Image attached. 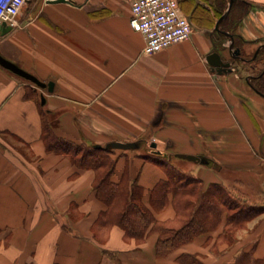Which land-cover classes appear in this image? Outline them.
<instances>
[{"label":"crops","instance_id":"0c3cea01","mask_svg":"<svg viewBox=\"0 0 264 264\" xmlns=\"http://www.w3.org/2000/svg\"><path fill=\"white\" fill-rule=\"evenodd\" d=\"M180 1L193 25L190 38L153 54L143 52L144 37L131 26L133 0H29L20 24L0 32L2 56L54 82L50 91L0 65V264H176L182 253L228 264L248 251L264 262V212L233 244L220 239L224 221L158 256V233L138 240L106 225L94 170L78 169L45 143L47 122L73 142L107 147L145 139L165 154L204 159L183 165L204 189L238 186L251 202L264 204V95L250 84L254 69L234 62L226 34L215 50L214 0ZM237 1L233 14L242 17L227 32L245 60L257 52L256 74L264 58V0ZM198 7L206 13L196 14ZM214 51L234 62L231 72L209 63ZM107 148L117 158L113 179H138L150 206L164 168L137 148ZM155 216L173 219V205Z\"/></svg>","mask_w":264,"mask_h":264},{"label":"trees","instance_id":"16d2710c","mask_svg":"<svg viewBox=\"0 0 264 264\" xmlns=\"http://www.w3.org/2000/svg\"><path fill=\"white\" fill-rule=\"evenodd\" d=\"M178 1L181 4V1ZM214 2L209 3L210 8L221 17L228 9L229 0H214ZM238 4H242V1L233 4L227 18L220 23V29L213 32L215 50L223 47L226 40L224 31L235 28L237 20L242 17L236 20L233 14ZM195 13H206V11L198 7ZM257 57L243 61L255 70L254 62L259 59ZM239 61L241 60H236ZM254 70L250 84L264 95V64L256 74ZM44 139L49 151L65 154L78 169L94 170V190L98 198L107 206L102 218L106 225L117 224L125 230L128 237L138 240H144L152 230L158 233V256L169 255L196 236L219 228L224 221L220 239L233 244L238 239V231L247 228L251 220L264 212V204L251 202L235 187L213 183L204 189L202 180L181 164L185 162L184 158L165 154L161 150L160 153L154 152L157 148L151 144L148 149L138 150V154L162 166L167 176L151 190L149 206L144 202V188L138 179H130L128 175L120 181L113 179L117 164V158L113 156L114 149L59 137L49 122L44 130ZM168 203L174 207V218L158 220L155 211H160ZM176 264L205 263L197 255L182 253L177 257ZM228 264H264V262L248 251L242 252Z\"/></svg>","mask_w":264,"mask_h":264},{"label":"built area","instance_id":"2783aa9c","mask_svg":"<svg viewBox=\"0 0 264 264\" xmlns=\"http://www.w3.org/2000/svg\"><path fill=\"white\" fill-rule=\"evenodd\" d=\"M29 0H0V25L16 27ZM132 28L145 40L143 52L156 53L174 43L189 39L193 25L178 0H133Z\"/></svg>","mask_w":264,"mask_h":264},{"label":"water","instance_id":"95a60500","mask_svg":"<svg viewBox=\"0 0 264 264\" xmlns=\"http://www.w3.org/2000/svg\"><path fill=\"white\" fill-rule=\"evenodd\" d=\"M54 1L62 2V1H67V0H54ZM236 1L237 0H230L229 7H228L227 11L218 19L216 26H215V30L220 29V23L224 19L227 18L228 14L231 10L232 5ZM10 30H12L11 26L6 25L5 23L0 25V32L2 34H5V33L9 32ZM224 33L232 39V42L230 43L229 47H230V52H231L233 58H235V59L240 58L241 59L242 58L241 49L239 47H235L233 35L227 31H224ZM255 56H257V52L254 55V57ZM208 61L220 73L231 72L233 70V68L231 66V62L224 61V59L222 58V55L218 51H214L211 54H209ZM0 65H2L3 67H5L11 71H13L14 73L32 81L33 83H35L36 85H38L40 87H48L50 91H53V89H54V82L50 81V82L46 83L44 81H41L37 76H35L34 74L30 73L29 71L23 69L22 67H20L16 63L10 61L9 59L5 58L1 54H0ZM256 91L259 92L258 90H256ZM151 145L153 147H156V143H152ZM107 147H113V148H117V149H132V148H138L139 144L135 141H114L112 143H109L107 145ZM154 152L160 153L161 151L159 149H155ZM177 156L180 158L189 159V160H198V161L204 160V159H201L199 156L192 155V154L180 153V154H177Z\"/></svg>","mask_w":264,"mask_h":264},{"label":"rangeland","instance_id":"374dc122","mask_svg":"<svg viewBox=\"0 0 264 264\" xmlns=\"http://www.w3.org/2000/svg\"><path fill=\"white\" fill-rule=\"evenodd\" d=\"M263 64H264V58L262 59V66H263ZM135 142H137L138 144H139V147L137 148V150H139V151H141L142 149H148V148H150L151 147V145L148 143V141L146 140L145 141V139H144V141H140L139 139H138V141L136 140ZM186 162V161H185ZM182 165H188V164H186V163H181ZM237 189H238V191L239 192H241L242 194H245V196H247V198H249L250 196H249V193H247V191H245V190H243V189H241V188H239L238 186L236 187ZM260 204V203H259ZM240 231V230H239ZM237 237H238V234H237Z\"/></svg>","mask_w":264,"mask_h":264},{"label":"flooded vegetation","instance_id":"af4514ba","mask_svg":"<svg viewBox=\"0 0 264 264\" xmlns=\"http://www.w3.org/2000/svg\"><path fill=\"white\" fill-rule=\"evenodd\" d=\"M231 55H232V54H231ZM255 58H256V56H255V57L252 56V57H250L248 60L255 59ZM232 59L234 60V62H235L237 59H239V60H245L243 56H242L241 59H240V58H236V59H235V58H233V57H232ZM229 62H231V65L234 63V62L232 63V61H229ZM262 68H263V66H262Z\"/></svg>","mask_w":264,"mask_h":264}]
</instances>
